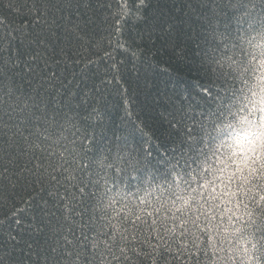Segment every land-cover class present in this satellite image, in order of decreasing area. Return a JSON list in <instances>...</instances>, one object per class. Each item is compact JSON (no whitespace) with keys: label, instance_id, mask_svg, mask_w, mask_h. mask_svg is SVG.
Returning <instances> with one entry per match:
<instances>
[{"label":"trees","instance_id":"trees-1","mask_svg":"<svg viewBox=\"0 0 264 264\" xmlns=\"http://www.w3.org/2000/svg\"><path fill=\"white\" fill-rule=\"evenodd\" d=\"M122 8L124 47L115 31ZM261 52L264 0H0V117L9 125H0V264H42L57 235L81 231L76 211L113 224L149 219L171 191L211 204L185 239L200 264H264V217L247 214L259 187H226L227 172L224 183L199 187L222 175L233 151L225 126L246 127L239 121ZM191 145L207 164L185 165ZM66 206H74L68 219ZM169 244L179 247L175 237ZM114 249L120 259L105 264H151ZM171 264L196 257L185 251Z\"/></svg>","mask_w":264,"mask_h":264},{"label":"snow or ice","instance_id":"snow-or-ice-1","mask_svg":"<svg viewBox=\"0 0 264 264\" xmlns=\"http://www.w3.org/2000/svg\"><path fill=\"white\" fill-rule=\"evenodd\" d=\"M143 3L144 0H140L141 7ZM235 6L233 5V7ZM119 15L121 16V21L116 22L115 29L117 44L120 47H124V44L120 43L119 33L123 27L122 20L127 17L128 12L122 8ZM261 56L264 57V52H261ZM260 68L261 76L258 78V83L249 89L251 96H244V100L247 101L245 107L248 108V114L240 119L239 125H245L246 127L237 131L238 125L229 123L223 129V132L232 141L229 147L233 148V151L227 156L226 160L220 161L224 165V167L218 169L222 175L216 176L211 181L206 180L205 184L199 185V187L203 188L208 184L214 185L216 180L224 183L225 176L223 174L227 172L226 187L233 182H237L239 191L241 192L250 191L251 189H246L245 186L251 185L252 187H259L260 192L264 193V58L260 60ZM256 88L259 91H256ZM256 112L261 114L259 116V123L255 119H249ZM8 115L9 119H11L10 113ZM0 125L3 128L9 127L7 123L3 122L2 117H0ZM17 131L20 135H23L21 130L18 129ZM191 133L192 130L189 129L188 134L191 135ZM16 134L13 133V136ZM9 139L11 140L12 137ZM190 152L191 155L184 161L187 167L191 168L193 164H196L198 167L202 164H207L208 156L202 149L191 145ZM216 155V152L213 151L212 156ZM201 157L204 159L201 160ZM228 161L231 163L229 164ZM177 165H179V160L177 161ZM232 165L235 167L229 172L228 170L232 168ZM112 166L109 165V167ZM84 167H87V165H84ZM210 167L211 165L204 167L202 172H207ZM117 170L120 171V169ZM192 171L194 172L195 169H192ZM53 179H56V177L53 176ZM66 179L72 180L75 177H66ZM184 183L191 187L190 181L185 180ZM177 187H179V184H177ZM79 191L82 195L85 194L84 187L79 188ZM196 191V188H191V192ZM212 191H215V187H213ZM232 194L236 195V193ZM203 195V192L199 193V196L203 197ZM252 199L255 200V197H252ZM177 201H181L182 203L178 206ZM192 201H195L196 208L190 206ZM114 202L113 198L112 203ZM205 204L208 205V208L204 207ZM108 207H111V203L104 205L105 209ZM245 208L247 209V205H245ZM257 209H259V214L264 217V194L259 195V202L256 208L248 211L249 217ZM95 210L99 211V206ZM210 210L211 204L207 199L201 204L191 194L188 197H184L175 191H171L169 196L160 201L158 207L146 213L149 219H145L137 214L133 219L125 216L122 222L113 224L112 220L114 217H96L93 215L84 220V213L88 209H84V212L76 211L75 215L81 217L82 222L79 225L81 231L76 233L69 229L68 231L71 233V236L57 235L54 241L48 243L47 247L42 250V264H93V261H97L98 258V264H105L109 256L113 259H120V256H117L115 253L114 246L119 247V252L124 259H129L127 252L133 251L138 257H151V264H171V259L179 260L184 252L188 251L190 258L196 257V264H200L199 257L196 256V252H192L189 249L188 244L185 243V239L190 234L195 236L192 228L199 229L201 216L207 218ZM73 211L74 206H66L65 219H68ZM97 220H102L104 223L97 227ZM252 222L255 223V220ZM258 230L264 233V222H262ZM118 237L122 241L119 245H117ZM173 237L179 243V247L175 250L169 244ZM261 238L264 239V235ZM193 243L195 244V241ZM138 244L141 247H136ZM196 248L199 250V245H196Z\"/></svg>","mask_w":264,"mask_h":264}]
</instances>
